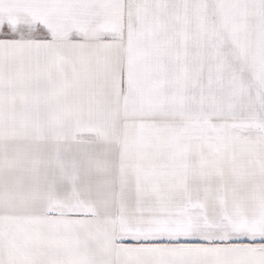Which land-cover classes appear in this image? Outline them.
Returning <instances> with one entry per match:
<instances>
[{"label":"snow or ice","instance_id":"1","mask_svg":"<svg viewBox=\"0 0 264 264\" xmlns=\"http://www.w3.org/2000/svg\"><path fill=\"white\" fill-rule=\"evenodd\" d=\"M0 264H264V0H0Z\"/></svg>","mask_w":264,"mask_h":264}]
</instances>
